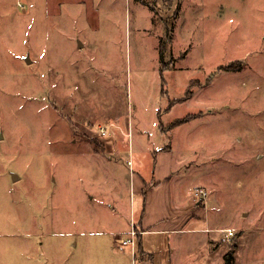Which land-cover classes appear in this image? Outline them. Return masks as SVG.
<instances>
[{"label":"rangeland","instance_id":"rangeland-1","mask_svg":"<svg viewBox=\"0 0 264 264\" xmlns=\"http://www.w3.org/2000/svg\"><path fill=\"white\" fill-rule=\"evenodd\" d=\"M159 146L210 224L139 262L264 264V0H0V264H131Z\"/></svg>","mask_w":264,"mask_h":264},{"label":"crops","instance_id":"crops-1","mask_svg":"<svg viewBox=\"0 0 264 264\" xmlns=\"http://www.w3.org/2000/svg\"><path fill=\"white\" fill-rule=\"evenodd\" d=\"M155 152H157L158 155L168 154L169 161L167 162V164L164 163L165 161L162 162L163 164L157 161L158 165L155 166L153 175L148 181H146L145 178H140L139 176L135 177L136 175L134 174L133 183L130 185V189H132L133 193L138 196L137 208L134 205V213L135 211L141 213V218L137 227H139L142 231L138 234V238L140 239V236L146 233V231L156 229L157 231L170 230L175 232L191 229L201 231L200 229L208 226L210 224V221L207 216L202 217L201 215L204 209L199 206L200 200L193 196L192 187L194 185L190 186V188L187 190V193L183 197L179 196V193L176 194V191L171 192L168 183L169 180L172 179V169L178 164L175 165L172 163V150L168 147L164 148L163 146H159L158 149L155 150ZM168 163L170 164L167 167ZM164 169H166L167 171H164ZM155 193H159L160 197L158 195L157 202L159 203L160 207L164 208L157 216L158 220L156 222L161 223L159 225L156 222L150 221L148 216L149 214H147V207H149V205L151 204L150 196H152L153 194L155 196ZM145 195L146 197L144 198ZM133 217L134 215L131 216L132 221H134ZM166 220H168L170 224L166 223ZM191 220H194L196 223L195 225H193V227L187 228V225ZM200 222H203V225H201ZM113 235L114 237L116 236V234ZM117 238H122V235L120 237H115L116 240ZM138 249L140 251H144L141 245L138 247ZM147 251L148 253H150V255L153 256V253L151 251ZM152 256L150 258V261L153 258Z\"/></svg>","mask_w":264,"mask_h":264},{"label":"built area","instance_id":"built-area-1","mask_svg":"<svg viewBox=\"0 0 264 264\" xmlns=\"http://www.w3.org/2000/svg\"><path fill=\"white\" fill-rule=\"evenodd\" d=\"M99 127H100L99 131H101V133H105L102 126H99ZM192 192H193V196L199 200L205 199L206 196L208 195V192L206 190H204L203 188H194ZM131 224H132L131 228L127 232L126 237L121 238L122 239V245L127 246L130 250L129 252L132 255L131 264H142L138 260V254H137V248H136V239H135L137 234L141 233V230L137 231L133 221ZM227 235L229 237H231V235H232L231 229H227Z\"/></svg>","mask_w":264,"mask_h":264},{"label":"trees","instance_id":"trees-1","mask_svg":"<svg viewBox=\"0 0 264 264\" xmlns=\"http://www.w3.org/2000/svg\"><path fill=\"white\" fill-rule=\"evenodd\" d=\"M161 44H160V58L162 59V51H163V48H162V42H160ZM188 116H190V114L188 115ZM187 116V117H188ZM182 120V118H177V119H175L174 121H173V123H172V125L173 124H177V123H179V122H182L181 121Z\"/></svg>","mask_w":264,"mask_h":264},{"label":"water","instance_id":"water-1","mask_svg":"<svg viewBox=\"0 0 264 264\" xmlns=\"http://www.w3.org/2000/svg\"><path fill=\"white\" fill-rule=\"evenodd\" d=\"M26 61H28V56L26 57Z\"/></svg>","mask_w":264,"mask_h":264}]
</instances>
